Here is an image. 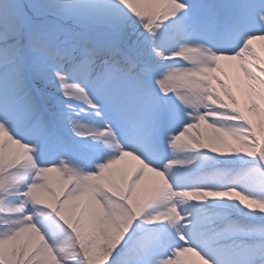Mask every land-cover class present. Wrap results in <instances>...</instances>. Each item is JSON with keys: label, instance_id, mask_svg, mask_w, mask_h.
<instances>
[{"label": "snow or ice", "instance_id": "obj_1", "mask_svg": "<svg viewBox=\"0 0 264 264\" xmlns=\"http://www.w3.org/2000/svg\"><path fill=\"white\" fill-rule=\"evenodd\" d=\"M0 264H264V0H0Z\"/></svg>", "mask_w": 264, "mask_h": 264}, {"label": "rangeland", "instance_id": "obj_2", "mask_svg": "<svg viewBox=\"0 0 264 264\" xmlns=\"http://www.w3.org/2000/svg\"><path fill=\"white\" fill-rule=\"evenodd\" d=\"M260 43H261V42L258 41V42H257V45L260 46Z\"/></svg>", "mask_w": 264, "mask_h": 264}]
</instances>
